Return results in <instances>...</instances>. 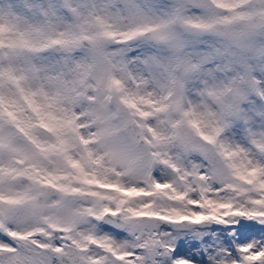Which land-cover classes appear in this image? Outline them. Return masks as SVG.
Here are the masks:
<instances>
[{"label":"snow or ice","instance_id":"snow-or-ice-1","mask_svg":"<svg viewBox=\"0 0 264 264\" xmlns=\"http://www.w3.org/2000/svg\"><path fill=\"white\" fill-rule=\"evenodd\" d=\"M0 264H264V0H0Z\"/></svg>","mask_w":264,"mask_h":264}]
</instances>
